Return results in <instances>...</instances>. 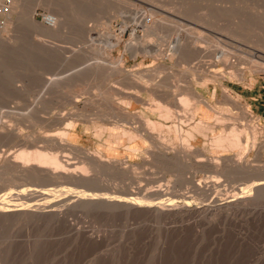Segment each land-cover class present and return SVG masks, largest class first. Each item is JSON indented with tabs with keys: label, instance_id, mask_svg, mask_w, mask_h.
<instances>
[{
	"label": "rangeland",
	"instance_id": "1",
	"mask_svg": "<svg viewBox=\"0 0 264 264\" xmlns=\"http://www.w3.org/2000/svg\"><path fill=\"white\" fill-rule=\"evenodd\" d=\"M13 1L20 3L21 10L16 14L7 13L4 20L6 23L9 19L11 25L6 33L0 31L1 38H5L0 40V126L6 131L4 133L0 128V135L4 137L0 136V152L19 149L14 136L40 137L51 131L64 130L62 132L67 131L68 140L85 151H99L105 157L119 161L125 159L137 166L124 176L103 171L94 187L90 184L86 189L66 181L58 184L49 182V185L43 180L44 184L40 180L24 183L16 177L14 180H18L14 181L8 173L1 176L0 184L4 183L0 185V202L27 200L40 194V198L27 201L32 207L45 208L49 213L41 216L43 219L30 215L31 220L29 214L3 217L9 218L8 221L0 218V264H264V125L249 107L251 101L248 99L264 93V71L238 64L239 58L226 66L212 59L220 49L230 52H247L249 48L264 50V0ZM49 16L56 19L54 28H48L45 22ZM148 19L159 31L155 37H144ZM133 31L136 40L144 37L147 41L149 38V42H145L148 47H154L155 43L159 45L160 39L171 42L178 36L198 40L199 49L204 47L206 53L198 55L195 51V54L187 56L188 59L178 57L181 61L176 55L167 59L166 56L158 58L139 51L134 54L127 44ZM163 43L159 45L161 48H155L161 50L165 46L161 51L166 52L169 43L164 46ZM136 47L140 49L141 46ZM242 53L237 56H244ZM109 58L111 61L122 60L120 64L129 71L136 69L146 74L148 69L152 74L145 78L155 79L156 75V79L165 85L176 81L178 85H194L207 107L203 110L195 100L192 101V112L186 115L191 116L188 121L193 118L194 125L203 121L211 126L191 130L192 141L189 143L194 147L192 152L198 150L200 157L193 156L195 159H192L191 155L188 159L182 156L184 159L178 160L179 167L172 168L165 161L157 160L159 158L120 150L117 145L112 148V140L117 135L116 130L112 131V125L117 117L110 114L114 112L109 105L117 106L119 99L123 101L124 97L117 93L115 87H121L119 84L124 86L125 78L107 76L100 69L90 74L82 73L78 80L63 79L87 63L105 65L108 62L107 66ZM51 78L57 85L44 87ZM222 86L227 87L231 97L247 108L248 115L243 117L239 109L226 102ZM140 95L148 100L146 93L140 92ZM125 102V106L130 104L128 110L131 113L136 111L156 120L157 116L143 110L140 103L132 99ZM180 110L178 114L181 116L183 110ZM71 112H74V117L68 116L71 118L56 124V114L55 117ZM165 125L169 126V122ZM233 129L236 135L232 134ZM10 130L14 135L9 133ZM8 133L10 138L13 135L11 140L7 138ZM156 133H160L163 143L165 139L167 142L158 146L169 144L178 148L181 138H176L173 131L164 128L156 129ZM229 140L231 143L234 141V146ZM220 141H224L222 145ZM38 145L44 146L43 143ZM216 145L227 149H214ZM142 147L154 148L148 142ZM67 148L64 152L58 150L57 154L62 160L72 158L71 161L78 163L80 155L75 153L76 156ZM211 156L230 160L237 158L247 167L240 168V171L235 168L237 171H231L230 175L209 174L196 168L195 160H206ZM236 172L238 174L233 176ZM208 174L210 177L218 175L215 177L219 187L208 185ZM200 184L207 188L204 190ZM155 187L165 191L160 192ZM161 193L165 196L159 198L157 194ZM94 198L102 206L95 203ZM111 200L114 201L112 205L108 204ZM71 201L80 206L75 207ZM68 203L74 207H69ZM126 204L132 206L129 208ZM225 206L228 207L224 209ZM58 209L62 212L61 217L55 214ZM19 216L23 217L19 219Z\"/></svg>",
	"mask_w": 264,
	"mask_h": 264
},
{
	"label": "bare ground",
	"instance_id": "2",
	"mask_svg": "<svg viewBox=\"0 0 264 264\" xmlns=\"http://www.w3.org/2000/svg\"><path fill=\"white\" fill-rule=\"evenodd\" d=\"M19 4L20 3H17L16 1H13L12 4H11V7L9 9H7V13L9 15L19 13V11L21 10V8L19 7ZM9 21L10 20L7 19V22L5 23V25H3V27L0 29L1 32L6 33L8 26L11 25V24H9ZM55 23H56V19L54 17L49 16V18H47V24L49 25L48 28H54ZM145 28H146V35L144 36L145 38H147V37H149L151 35H153L151 37H155L154 35H156L159 32L158 29H157V26L154 24V22L150 21V19H148L146 21ZM162 35H164V34H162ZM186 36H184V37H186ZM118 37L120 38V36H118ZM137 38H139V37H137ZM143 38L136 40L135 31L132 32L131 37H130V39H129V41H128L127 44L134 51V54H135V52L137 53V51H139V53L142 52V53L147 54V55L154 54L158 58H163L164 56H166L167 59H169L171 56H175L176 55L177 56L176 57L177 59L180 58V59L184 60V59L187 58V56L191 55L195 51H196L195 53H197L198 55L199 54L200 55H203V54L206 53V52H204L205 51L203 49L204 47L202 48L203 51H201L202 49L201 50L199 49L201 47L198 46V44H197V41L198 40L196 41V40L181 39L178 36H176L171 42L170 41L168 42L167 40L164 39L167 42V44L168 43L169 44H168V47L166 46V48H167L166 49V52H162L161 50L163 48H165L164 45L166 44V42L163 43L164 40H161L160 39L161 42L159 41L160 44L163 43V46H164L160 50V48L162 47V46L161 47L159 46L160 44L158 45V43H155L156 44L155 45L153 43V46L154 45L155 46H158V47H160L159 49L158 48H155V46L154 47H148L147 45H145V42H149V38L150 37L148 38L147 41L145 39H143ZM187 38H189V37H187ZM4 39H2L1 36H0V40L1 41H3ZM152 39H154V38H152ZM189 39H191V38H189ZM117 40L118 39H116V41ZM119 40H121V39H119ZM158 40H159V37H158ZM150 41H151V43L153 42L152 40H150ZM137 45L138 46H141L140 49L136 47ZM150 45H152V44H150ZM206 48L208 49V47H206ZM243 48L245 50L246 47H242V49ZM236 49H237V47H236ZM249 49H250L249 51L247 49V52L242 50L244 54L242 53V51L236 52V50H234L236 52V53H234V51L233 52H230L231 50L230 51L229 50L227 51V49L226 50L220 49L218 51V53L215 54L213 58L212 57L211 58L214 59L215 62L222 63L225 66L228 65V64H230L231 62L235 61L237 58H239L240 63H238V64L248 65L252 69H255V71H257V70L264 71V53H263L264 50L256 49V48H249ZM262 49H264V48H262ZM129 52H130V50H129ZM207 52H209V50ZM214 52H215V50H214ZM195 53H193V54H195ZM241 53L244 56H242V57L239 56L238 57L237 55H241ZM211 54L212 53L210 52V55ZM150 57H152V56H150ZM107 58H108V56H107ZM176 58H175V60H177ZM110 59L111 58H109V60ZM121 61L122 60H120V59H114V61H111L110 60V62H109V64L107 66H106V64L108 62H106L105 65L104 64H100V63H96L94 65H92L93 63H91V65H88V63H87V65H85L84 67H82V68H80L78 70L76 69V71L68 74L67 76H65L63 78L64 81L65 80H69V79L71 80V79H74V78H77V80H78L79 79V76L82 73H86V72L93 73V72H96L97 70H100V69H103L106 72V75L107 76H109V75L116 76L117 75V76H120L122 78H125V82H126L127 86H126V84L124 86L121 85V84H119L121 87H117V86L115 87L117 93L119 95H121L122 98L124 97L123 98V101H122V99H119L120 100L119 101L120 103H116L117 106H114L112 104L109 105V107L112 109V111L114 113H110V112H108V113H110L112 115L114 114L117 117V120L112 125V131L116 130L117 131V133H116L117 135H115L114 139L112 140V143H113L112 146L113 147L112 146H110V147L114 148V145H117V146H119L120 150H130L131 152H134L136 154L137 153H143V154H145L147 156H150V157H153V158L155 157V159L159 158L157 160L160 161V159H161V160L165 161L166 163H168V165L169 164L172 165L173 166L172 168H174V166L177 167L178 162H179L178 160L182 156L183 157L184 156L185 157H188V156L190 157L192 155V159L194 157H196V158L197 157H200L201 154H200V152L198 150H196L195 152H192V150L194 149V147H193L192 143H189V142L192 141L191 130H192V128L193 129L211 128V126H210V123H206V122H203V121L200 122V123L199 122L198 123H195V125H194V123L192 122L193 121L192 120L193 118L190 119V121H188V117L190 118L191 116H186V115L191 114V113H189V111H190V104L194 100L199 105V107H201V109L204 110V107H207L206 105H204V103H205L204 97L202 95H200L199 93L196 92V89H195L194 85L191 84V83H189V84L188 83L187 84L185 83L186 85H182V84H179L178 85V84H176V83H178L176 81V83L174 82L175 84L174 83L173 84L170 83V84L167 85V83H166V85H165V83L161 82L159 79H156V75H154L155 76V79L154 78H152V79L151 78H149V79L148 78H145V77L149 76L150 74H152V73L148 72V69H146L147 72L145 71L146 74H142V73H140V71H136V69H134L133 71H129V70H127L128 68L125 69L122 66V64H120ZM214 61H212V62H214ZM237 61H238V59H237ZM155 70H156V68H155ZM149 71H151V69ZM81 76H83V75H81ZM169 76H167V78ZM53 79L52 78L51 79H48L45 82L44 87L55 86L56 81L53 80ZM169 79H170V77H169ZM184 81H186V80H184ZM140 92L146 93L148 95V100L147 99H144L140 95ZM221 92H222V96L226 100V102L228 104H230L232 107H234L236 110L239 109L241 111V115H243V117L245 115H248L247 108L243 107L237 100H235V99H233L231 97V95L229 94V90H228L227 87L222 86L221 87ZM117 98H118V96H117ZM130 99H132L134 102L140 103L143 106V110L149 111L150 113L155 114L157 116L156 120H152L149 117H144L142 114L136 113V111H133L135 113H133V112L131 113L128 110L130 108V104H128L127 106L124 105V103H126L125 100H130ZM121 102H122V104H121ZM195 102H194V104H195ZM75 103H77V102H75ZM103 104H105V103H103ZM198 105H196V106H198ZM178 109H182L183 110V115L180 116L179 115L180 113L178 114ZM37 110L38 109H36V111ZM182 110H180V111H182ZM190 112H192V111H190ZM65 114L66 113H62V114L60 113L59 116H57V117H55L57 114L55 116L53 115L54 118L57 120L56 121V124H58V123L61 124V123L65 122V121H67V119L69 118L68 116L74 117V112H71L69 114L67 113L66 115ZM105 115L108 116L107 114H105ZM112 115H111V119H112ZM101 117H102V115H101ZM101 117L98 116V119L99 118L101 119ZM20 118H22V117H20ZM16 121H17V119H16ZM29 121H30V119H29ZM80 121H83V120H80ZM17 122L19 123V121H17ZM167 122H169V126L165 125ZM196 122H197V120H196ZM1 123H2V121H1ZM18 123H16V124H18ZM163 123H165V124H163ZM3 127H4V125H3ZM0 128L4 132V130H3V128L1 126H0ZM164 128L173 131V133L175 134L176 138L177 137H178V139L181 138V142L178 145V148H176L174 145L173 146L172 145L171 146H168L169 144L168 145L165 144V147H161V145L160 146L157 145V144H162L163 145L164 143H167L166 142V139L164 140L165 142L163 143V138L160 136V133L159 134L156 133V129H164ZM232 128H234V127H232ZM2 131H0V132H2ZM11 131L12 130H10L9 133H11ZM62 131H64V130H62ZM62 131L59 130L57 132V130H56V131H54V133L51 131L53 134L49 131L51 134L48 133L49 134L48 135L46 133L47 135L46 134H44L45 136H41L40 135V137H38V136L37 137H33V136H30V135H28V136L27 135H17V136H14V137H16L15 139L18 140L17 142L19 143V145H18L19 149L17 148L18 150L17 151H14V152H0V181H2V177H4L8 173V174H10V176H13V177H11L13 180L16 177V178L19 179V181L20 180L21 181H24V183H25V181H28L29 182V181H34V180H36V181L37 180H40V181L43 180V181H45V183H47L46 181H48L47 184H49V182H51L52 184L53 183L54 184L55 183L58 184L60 182L62 183V181H63V183L66 181V182L75 184L76 186H82V187L85 188L86 185L91 186L92 184H93L92 187H94V184L98 181V178H97L98 175L101 172H103V171H110V172H113L115 174H119V175H123L124 176L125 174H128L129 172L132 173V171L135 169L134 166H137V164H129L128 163V160H125V159L119 161V160H117L115 158L105 157L99 151H96V152L95 151L94 152L85 151L82 148L77 147L76 145L72 144L68 140V136L66 134L67 131L64 132L65 134ZM229 132H230V130H229ZM233 132H234V129H233ZM9 133H8V135H9ZM234 133H232V134L233 135H236V133L235 134ZM237 133H239V131ZM1 134H3V133H1ZM11 134H13V133H11ZM6 135L4 134L5 137H6ZM10 135H9V137H7L8 139L10 138ZM237 135L239 136V134H237ZM0 136H2V135H0ZM12 136H11L10 140L12 139ZM228 137H230V136L228 135ZM231 137H233V136L231 135ZM238 138H240V137H238ZM10 140H9V142H10ZM216 141H218V140H216ZM224 141H225V139H224ZM224 141H220L221 142V145H222V143ZM230 141L231 140H229V143H231ZM146 142H148L149 144H151L154 148L152 149V147H147V148L142 147V145L144 143H146ZM233 142L231 144L234 146ZM39 143H43L44 146H39L38 145ZM225 144H226V142H225ZM227 144H228V142H227ZM231 144H228V146H230ZM238 144H239V142H238ZM214 145H215V143H214ZM218 145H220V144H218ZM235 146L237 148V145H235ZM14 147H17V146L15 145ZM66 147L70 148L71 151L73 150L74 151V154L76 153L77 155H80V158H79L80 160L78 159L79 160L78 163L75 160H72V161H74V162H72L71 161L72 158L71 159L69 158V159H66V160H62V158L57 154V151L58 150L64 152L66 150L65 149ZM160 147H161V149H160ZM225 148L226 147L223 148V146L222 147L221 146H219V147L218 146L217 147L214 146V149H217V150H223ZM63 156L65 157V155H63ZM189 157H188V159H189ZM143 160H144V158L142 157V162H144ZM237 160H238L237 158H236V160H230L229 158H226V157H223V156H211V157H207L206 160H199L198 161V159H197V161L195 160V162H197V164H198L196 166V168H199L201 170L207 171L208 173L209 172H211L213 174L222 173V175H223V173H225V174L227 173L226 175H228V173H229V175H230V172L231 171H232V173H235V172H233V170L234 171H237L235 168L239 169L238 171H240V168L242 170L243 168H246L247 167L246 164H243V163L241 164L240 161H237ZM182 163L180 162V164H182ZM190 163L192 164L191 161H190ZM138 166H139V164H138ZM169 166H168V168H169ZM178 167H179V165H178ZM174 170L172 169V171H174ZM241 172H242V175H243V171H241ZM181 173L183 174V172H181ZM182 174L180 176H182ZM237 174L238 173L236 172V174H234L233 176H235ZM180 176H178V178ZM215 176H218V175H215ZM215 176H212L211 175V177H210V175H209V177H208V178H210V181L208 180L210 182V184H208V185H210V186L212 185V188H213L214 185H217L219 183L217 181L218 178H216ZM178 178H176V179H178ZM180 178L183 179V177H180ZM18 179H15V180L17 181ZM43 181L40 182V183H43ZM3 183L1 182L2 185H3ZM51 183L49 185H51ZM6 184H8V183H6ZM26 184H27V182H26ZM200 186H201V184H200ZM0 187L2 188V186H0ZM4 187H7V186H4ZM196 187H198V186H196ZM201 187L204 189L203 186H201ZM88 188L89 187L87 186V189ZM154 189H157L160 192L161 191L164 192L166 190V186L164 188L165 190H161L162 188L161 189H158L156 187ZM5 190H3V191H5ZM32 190H34V189H32ZM91 190H92V188L90 189V191ZM196 190H198V189H196ZM199 190H200V187H199ZM25 191H28V189L25 190ZM167 191H168V189L165 192H167ZM200 191H202V190H200ZM29 192H30V189H29ZM152 192L153 191H151V193ZM39 193H41V191H39ZM154 193H156V190H155ZM31 194H29V195H31ZM34 194H32V195H34ZM47 195H46V197H47ZM157 195H159L160 196L159 198H161V197L165 196V193H161V194H157ZM39 196H40V194H39ZM39 196L31 197V198H35V199L37 197L40 198ZM31 198H28L29 200L27 198L26 199L28 201H31L30 200ZM236 198H239V197H236ZM246 198H247V196H246ZM80 199H82V198H80ZM16 200H18V199H16ZM27 200H19V201H14V202H0V218H3L5 216H7V215H10V216L11 215H15L16 217H18V215H23V214H29V216L27 215L28 217H30V215H31V217H32V215H34V216H37L39 218V216L40 217L41 216H46L49 213V211L47 209H45V208H42L41 207V209H39V208L32 207V204L29 203ZM100 200L102 202L104 199H100ZM238 200H241V199H237V201ZM91 201H92V199H91ZM93 201H95V203L96 202H99L98 200H95V198L93 199ZM242 201H243V199H242ZM71 202H69V203H71ZM73 202H72V204L74 206L75 205L76 206L79 205V204H76L77 202H74V203ZM82 202L84 204V201L83 200H81V203ZM110 202H112V200L111 201H108V204H111L112 205L114 201L112 203H110ZM228 202H230V201H228ZM235 202H236V199H235ZM86 203H87V201H86ZM88 203L91 205L90 202H88ZM99 203L98 204H95V205H99ZM222 203H220V204L223 205ZM239 203H241V202H238L237 204H239ZM226 204L228 205V204H231V203H226ZM48 205H50V203ZM64 205H66V204H64ZM73 205L71 206L69 204V207H74ZM84 205H86V204H84ZM93 205H94V202H93ZM100 205H101V203H100ZM122 205H124V204H122ZM128 205L129 206H132L130 204H128ZM58 206H59V204H58ZM79 206H77V207H79ZM126 206H127V204H126ZM129 206H127V207H129ZM215 206H217V205H215ZM228 206H230V205H228ZM45 207H46V205H45ZM63 207H65V206H63ZM69 207L67 206L66 208L68 209ZM217 207H221V206L218 205ZM227 207L225 206L224 209H226ZM132 209H134V208H132ZM224 209H223V211H224ZM63 210H64V208H63ZM216 210H218V209H216ZM50 211H52V210L50 209ZM206 211H209V210L206 209ZM206 211L204 210V212H206ZM52 213H53V211H52ZM61 213L62 212L59 211V209L55 212V214H58L57 216L61 215ZM54 216H56V215H54ZM11 217H13V216H11ZM28 217H26V218H28ZM31 217H30V219H31ZM59 217H61V216H59ZM21 218L19 216V219H21ZM50 218H52V217L50 216ZM58 218H57V220H58ZM64 218H63V220H64ZM3 219L4 220L6 219L7 221L9 220V218L8 219L7 218H3ZM11 219H13V218H11ZM34 219H37V218H34ZM39 219H43V217H41ZM31 220H33V219H31Z\"/></svg>",
	"mask_w": 264,
	"mask_h": 264
},
{
	"label": "crops",
	"instance_id": "3",
	"mask_svg": "<svg viewBox=\"0 0 264 264\" xmlns=\"http://www.w3.org/2000/svg\"><path fill=\"white\" fill-rule=\"evenodd\" d=\"M248 99L251 101L249 107L253 109L255 115L264 125V93L261 92L260 94H256L254 97L250 96Z\"/></svg>",
	"mask_w": 264,
	"mask_h": 264
},
{
	"label": "built area",
	"instance_id": "4",
	"mask_svg": "<svg viewBox=\"0 0 264 264\" xmlns=\"http://www.w3.org/2000/svg\"><path fill=\"white\" fill-rule=\"evenodd\" d=\"M13 0H0V29L5 24L4 16L7 14V9L11 7ZM47 23V18L45 19Z\"/></svg>",
	"mask_w": 264,
	"mask_h": 264
}]
</instances>
